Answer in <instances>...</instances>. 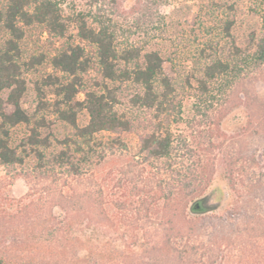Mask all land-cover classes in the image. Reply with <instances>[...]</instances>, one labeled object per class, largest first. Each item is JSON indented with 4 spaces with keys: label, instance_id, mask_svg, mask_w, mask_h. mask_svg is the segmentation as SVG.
Returning <instances> with one entry per match:
<instances>
[{
    "label": "trees",
    "instance_id": "16d2710c",
    "mask_svg": "<svg viewBox=\"0 0 264 264\" xmlns=\"http://www.w3.org/2000/svg\"><path fill=\"white\" fill-rule=\"evenodd\" d=\"M62 4L59 0H5L4 5L0 4V29L8 35L0 44V166L8 174L26 169V179L38 182L18 204L0 195V264H223L225 252L243 233L239 229L243 213L234 217L231 212L237 209L233 207L224 212L205 209L204 201L207 203L221 193L225 196L227 192L214 179L216 163H201V160L183 163L175 154L172 126L178 122L181 111L175 88L165 73L163 56L140 44L120 47L116 31L103 20L100 11L79 13L72 18L64 15ZM234 22V19L228 22V33ZM36 25L43 26L50 37L59 40L65 39L70 26L75 25L77 37L96 49L99 81H94L95 87H85L83 76L90 71L92 60L79 45L63 46L51 63L71 81L60 83L57 77H50L53 103H47L38 88L39 104L29 113L24 106L27 81L23 71L39 59L24 62L21 43L25 29ZM255 73L264 74V24L259 34L248 37L246 45L233 43L228 55L212 59L197 80L200 107L214 106L216 87L221 94L235 88L233 102L227 100L225 109L213 118L218 142L210 143L208 153L222 152L226 188L231 191L237 185L238 164L257 163L256 152H233L235 136L255 132L256 127L264 125V100L237 83L243 75L249 77ZM131 89L134 92L129 105L153 113L150 130L139 135L137 154L145 161L158 163H128L122 171L135 173L138 164H156L158 174L165 178L152 181L155 187L144 182L140 188L135 179L131 182L127 203H149L148 211H155L162 222L161 240L143 250L137 242L125 250L115 245L90 243L100 240V227L105 220L100 219L98 225L102 226L94 230L86 228V220L92 222L91 214L79 212L77 205L90 195H77L71 182L94 171L95 158H103L108 150H127L121 136L136 133L138 127L118 106L121 94ZM80 93H84L83 101L78 100ZM49 106L71 133L57 145L51 141L50 122L44 114ZM240 107L246 110V116L237 117L243 126L232 135L227 125ZM83 111L89 117L85 126L79 124ZM19 125L27 126L30 135L22 147H14L11 130ZM101 134L111 135L109 147L99 139ZM30 158L35 163H26ZM146 170L139 172L141 179H147ZM258 187L261 185L253 190ZM95 203L102 208L103 201ZM118 206V211H125ZM135 215L132 212L130 219ZM258 217L263 220L261 215ZM140 220L137 218L135 223ZM128 223L122 232L124 241L138 239L134 222Z\"/></svg>",
    "mask_w": 264,
    "mask_h": 264
},
{
    "label": "rangeland",
    "instance_id": "374dc122",
    "mask_svg": "<svg viewBox=\"0 0 264 264\" xmlns=\"http://www.w3.org/2000/svg\"><path fill=\"white\" fill-rule=\"evenodd\" d=\"M65 16L72 18L79 13L86 15L100 11L103 20L107 21L116 31L120 47L130 45L144 46L148 51H158L164 58V69L170 78L177 96V107L181 111L178 122L172 126L174 133V149L177 157L183 163H216L214 179L216 183L225 187L223 193L203 204L205 209L216 208V212H224L228 208L237 209L234 217L243 213L239 222L242 235L237 236L236 244L225 252L223 264H264V125L256 127L255 132L235 136L233 152L251 153L258 155L257 163L241 161L236 169L237 185L234 191L228 190L227 178L221 165L222 152L208 154L210 143L217 141L213 131L214 117L226 107L227 100L233 102L231 88L228 92H218L215 88L216 100L214 106L208 104L200 107V91L197 80L202 76L206 65L214 58L224 57L232 51L233 43L240 46L246 45L252 33L259 34L264 24V0H59ZM144 5L140 6L141 4ZM4 5L5 0H0ZM143 9H142V8ZM145 14L147 15H144ZM91 19V18H90ZM235 20L230 33L227 24ZM92 21V20H90ZM8 35L0 29V44ZM68 44L79 45L85 49L86 56L90 58V71L83 76L85 87H95V80L99 81L97 52L94 46L77 37L75 25H71L65 39L59 40L50 37L43 26H32L25 29V37L21 43L22 58L29 63L36 60L34 66L24 68V77L27 81V92L24 106L29 113H33L39 104L38 88L46 96L45 101L53 103L55 97L51 94L54 88L49 84L50 77H57L60 83H68L71 78L53 68L51 59L57 52ZM242 76L238 84L253 90L259 99L264 100V74L255 73L249 77ZM236 84V83H235ZM133 89L121 94V104L118 109L121 113L132 117L137 124V132L121 136L127 145V150H108L103 158H95L97 166L94 171L87 172L83 177L72 179V187L77 195L89 193L77 205L79 212L91 214L92 222L86 220V228L94 230L100 219L105 220L100 227V240L90 241L95 244H106L108 247L115 245L120 249H127L129 245L137 242L142 248L152 246L161 240V221L155 211L150 210V205L136 202L129 205V190L133 179L138 187H144L152 181L165 179L158 174L156 164H138L134 172L125 174L123 168L128 163H158L148 162L138 156L139 135L150 130L153 119L152 112H145L129 105V97ZM84 93L78 95V100L83 101ZM44 114L47 116L51 127V141L57 145L71 135L70 130L51 113L49 106ZM9 110H13L9 107ZM201 111V112H200ZM201 113V114H200ZM42 115V114H41ZM246 116L242 107L236 109L231 116L227 128L232 135L241 131L243 123L240 117ZM238 117V118H237ZM214 118V119H213ZM89 122L86 111L79 115V124L85 126ZM214 133L215 136H212ZM30 130L25 125H19L11 130V143L14 147H22ZM99 139L108 143L109 134H101ZM226 151V150H224ZM190 155V156H189ZM26 163H35L30 158ZM143 168L148 175L147 179L139 176ZM27 170L17 169L10 174L0 166V195L11 199V203L18 204L32 191L38 182L26 179ZM138 175V176H137ZM156 178V179H155ZM155 179V180H154ZM156 181V182H157ZM261 185L256 191L254 186ZM38 187V186H37ZM101 193V194H100ZM102 195V196H101ZM103 201L100 208L95 202ZM128 202V203H127ZM127 203V204H126ZM231 203V204H230ZM126 206H125V205ZM125 211H118L119 206ZM123 205V206H122ZM132 212L136 213L130 219ZM82 214V213H81ZM148 215V216H147ZM261 215L263 220L258 216ZM141 219L138 223L135 221ZM249 218V219H248ZM116 221L115 224L111 221ZM248 219V221H247ZM128 222H134L138 239L125 238L122 235ZM84 225V226H85ZM119 229V232H116ZM88 242V241H87ZM138 249V251H141Z\"/></svg>",
    "mask_w": 264,
    "mask_h": 264
},
{
    "label": "flooded vegetation",
    "instance_id": "af4514ba",
    "mask_svg": "<svg viewBox=\"0 0 264 264\" xmlns=\"http://www.w3.org/2000/svg\"><path fill=\"white\" fill-rule=\"evenodd\" d=\"M198 208H199V210H200V205H198ZM215 210H216V208H215Z\"/></svg>",
    "mask_w": 264,
    "mask_h": 264
}]
</instances>
